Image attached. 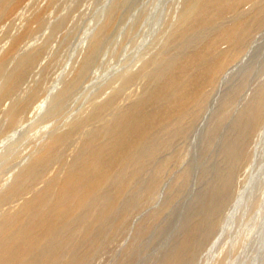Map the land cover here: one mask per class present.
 <instances>
[{
  "label": "rangeland",
  "instance_id": "374dc122",
  "mask_svg": "<svg viewBox=\"0 0 264 264\" xmlns=\"http://www.w3.org/2000/svg\"><path fill=\"white\" fill-rule=\"evenodd\" d=\"M45 1L29 0L26 10L19 9L23 11L20 19L13 22H17L15 26L9 20L1 23L0 39L4 40L0 41L1 49L8 44L12 30L20 28L22 15L31 12L36 3L42 6ZM54 2L44 13L48 16L47 24L31 35L33 40H28L34 45L44 42L47 46L41 57L46 68L34 73L26 86L35 88L39 100L17 118L13 128L0 135V193L11 182L17 168L24 167L36 148L54 132L84 117L96 102L115 95L113 100L117 98L120 103L129 88L143 92L154 73L167 67L164 62L170 63L173 57L189 52L210 31L197 28L188 32L183 25L181 39L172 40L170 32L176 27L175 20L183 13L186 0ZM107 15H114L112 28L104 31L92 50V56L84 64L85 74H81L78 85L76 82L70 90L73 93L69 91L68 98L58 101L62 84L71 80L87 57L90 39L105 23ZM56 21L59 23L55 25ZM2 35L6 38L2 39ZM252 39L241 57L221 75L195 119L182 127V136L130 180L108 222L97 229L100 234L83 264H264V118L255 132H251L252 136L245 130L246 107L254 106L260 97L258 93L264 89V29ZM81 54L86 56L80 58ZM143 60L147 64L142 75L124 85L127 72L139 70ZM27 89L20 96H25ZM106 115L110 117L109 110ZM76 137L74 142L78 140ZM175 154L178 157L154 181L156 168ZM66 158H69L67 154ZM155 182L158 184L150 186ZM110 188L107 192L113 195L117 187ZM122 216L125 224L115 229L113 223ZM78 238L74 235L69 244H64L62 261L69 260L74 252L69 251L71 245H79L81 241ZM80 245L74 253L80 254L86 248V243Z\"/></svg>",
  "mask_w": 264,
  "mask_h": 264
},
{
  "label": "bare ground",
  "instance_id": "6f19581e",
  "mask_svg": "<svg viewBox=\"0 0 264 264\" xmlns=\"http://www.w3.org/2000/svg\"><path fill=\"white\" fill-rule=\"evenodd\" d=\"M28 1L0 0V25L6 20L14 24L16 19H20L23 10L20 12L19 9L28 7ZM54 1L46 0L42 6L36 3L33 8L29 6L32 10L22 15L20 28L14 32L10 29L12 34L6 41L8 44L4 49L0 47V135L13 128L17 118L24 115L38 99L35 88L27 89L26 86L34 73L46 68L41 57L47 46L45 48L44 42L34 45L28 40L36 30L40 31L47 24L48 16L44 13ZM179 14L175 20L178 23L170 32L172 40L181 39L183 25L185 30L191 31L208 28V36L183 56L179 54L170 63H167L168 60L164 62L167 67L161 66L163 69L160 73L156 70L158 74L154 73L143 92L137 93L134 88H129L125 95L122 93L126 102L121 100L119 103L117 98L113 100L115 95L96 102L84 117L67 123L66 128H60L62 130L49 136L31 153L24 167L15 169L13 179L0 193V205H7L6 208H0V264H83L100 234L97 229L108 222L130 180L158 153L171 148L174 139L182 136V127L195 119L221 75L241 57L248 43L253 41L252 37L264 29V0H186L185 9ZM113 16L105 18V23L91 37L86 46L87 57L82 59L71 80L62 84L58 101L62 97L68 98L66 94L81 74H85L84 64L92 56V50L104 31L112 28ZM56 22L55 25L59 23ZM8 33L6 28L7 37ZM86 55L81 54L80 58ZM143 61L139 70L127 72L123 79L124 85L142 75L147 64L146 60ZM26 89L25 96H20ZM120 90L122 92L123 89ZM258 97L254 106L246 107L248 118L245 130L250 134L264 118V89H261ZM89 125L91 127L88 128ZM76 136L78 140L75 143ZM71 146L73 148L70 150ZM177 157L178 154H175L167 158L165 163L156 168L154 181L160 179L169 162ZM157 184L155 182L150 186ZM113 186L117 187L116 192L109 195L107 191ZM123 218L113 223L115 229L123 223ZM74 235L81 240L79 245L81 242L86 243V248L80 254L74 253L78 244H72L69 251L74 252L64 262L60 259L64 252L62 249Z\"/></svg>",
  "mask_w": 264,
  "mask_h": 264
}]
</instances>
